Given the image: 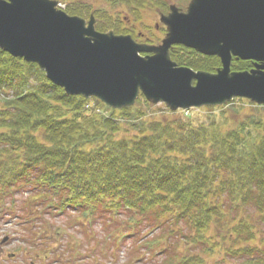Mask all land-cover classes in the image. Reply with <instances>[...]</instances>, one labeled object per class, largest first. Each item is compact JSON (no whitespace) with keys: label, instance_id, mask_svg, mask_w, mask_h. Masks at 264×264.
Wrapping results in <instances>:
<instances>
[{"label":"trees","instance_id":"trees-1","mask_svg":"<svg viewBox=\"0 0 264 264\" xmlns=\"http://www.w3.org/2000/svg\"><path fill=\"white\" fill-rule=\"evenodd\" d=\"M56 1L115 34L130 32L110 12L163 4ZM171 59L194 71L220 66L183 47ZM252 66L233 61L231 69ZM237 101L245 103L189 115L149 112L154 107L139 96L134 107L113 110L66 95L37 65L0 50V206L21 218L16 196L27 193L23 219L71 213L66 224L87 236L102 220L100 252L112 250L116 260L122 241H134L126 264H264V118L239 111ZM30 224L31 238H48L44 224Z\"/></svg>","mask_w":264,"mask_h":264},{"label":"water","instance_id":"water-1","mask_svg":"<svg viewBox=\"0 0 264 264\" xmlns=\"http://www.w3.org/2000/svg\"><path fill=\"white\" fill-rule=\"evenodd\" d=\"M56 0H0V50L35 64L68 96L131 108L139 95L169 111L220 107L233 99L264 106V0H191L160 15L158 46L95 30V19L69 16ZM174 46L215 57L214 73L178 67ZM151 54L142 56L141 54ZM249 71L231 70L232 60Z\"/></svg>","mask_w":264,"mask_h":264},{"label":"rangeland","instance_id":"rangeland-1","mask_svg":"<svg viewBox=\"0 0 264 264\" xmlns=\"http://www.w3.org/2000/svg\"><path fill=\"white\" fill-rule=\"evenodd\" d=\"M163 4L159 5V7L155 6H150V3L144 5L141 8H131V7H123L121 10H115L114 12H110L114 17L118 14L119 18V24L122 29H131L132 31L130 32V35L134 37L137 33V31H141L143 33H148L150 34V29H148L145 26V23L150 24L153 23L154 15L155 12H152V10L156 11H161L164 12L166 10V4L167 6L169 5H175L177 8H184L187 7L188 0H162ZM62 6L65 7L63 4ZM180 10V9H179ZM155 20H157V15L155 16ZM88 20V19H85ZM125 20H129L130 24L127 23ZM137 25V28H133V25ZM140 27V28H139ZM139 29V30H138ZM142 29V30H141ZM151 36V35H150ZM138 100V99H137ZM236 100V99H234ZM239 100V99H238ZM244 100V99H241ZM247 100H245L244 104H241L237 101L236 104L239 106V111L240 109L246 110L250 113H254L256 116H260L264 118V106L263 105H256L253 104L254 106H248L246 107ZM229 104V103H228ZM227 105V104H225ZM223 105V106H225ZM152 106V105H150ZM220 106V107H223ZM154 108L149 109V112L155 111L160 113L162 109L165 107L163 105H154L152 106ZM166 109V108H165ZM189 110H193L192 112ZM188 114L191 115L195 112V110L199 109H189ZM199 113L200 116H202L204 113H209V114H217V113H210V112H204V111H196ZM28 194H18L16 196V199L19 201V204L16 205L15 212L17 215H22L24 218L25 213L24 209L21 208V201L24 199ZM1 207V206H0ZM8 206L5 204V208ZM3 215V212H1ZM69 215L71 213L59 216V217H53L49 215H45L41 220H33L32 224L30 226L36 225V228H41V225H45L47 228H50L51 231L50 233H61L63 236H60L58 238L57 243H52L51 241L47 240H41L39 241L38 239H30V236L32 235L31 233H28L24 230H21L22 228L18 226V220H15L14 218L9 217L8 215L4 216V223L7 225L8 232L16 239H19L18 237L21 236L24 238L26 236L27 242H26V247L27 249L34 251V252H42L44 254H41L43 257H45V254L49 256L48 261H44V263L47 264H66V263H76L78 260H81L78 264H126L127 259L130 258L131 253H127V249L129 246L134 242L132 240H124L121 243L120 250L118 251L117 259L113 260L111 257V251L104 250L100 252V248L102 246V238L104 236L103 232V225H102V220H98L94 225L91 227L92 234L90 236L84 235L77 227L78 226H69L67 225V218H69ZM32 219H37V218H32ZM73 227V228H72ZM89 230V233H91ZM40 233V232H39ZM33 237V236H32ZM41 237V236H40ZM31 240V241H29ZM72 244V245H71ZM78 246H76V245ZM74 245V246H73ZM43 249V251L41 250ZM51 252H54L51 254ZM104 252L106 253V256H104ZM157 258H155L156 260ZM213 260H211L212 262ZM141 264H151L146 261H144Z\"/></svg>","mask_w":264,"mask_h":264},{"label":"flooded vegetation","instance_id":"flooded-vegetation-1","mask_svg":"<svg viewBox=\"0 0 264 264\" xmlns=\"http://www.w3.org/2000/svg\"><path fill=\"white\" fill-rule=\"evenodd\" d=\"M190 0H188L189 3ZM187 3V4H188ZM166 6V10L164 12L161 11H154L157 15V20H155V16L153 17V23L146 24L145 26L150 29V34L143 33L141 31L135 30L136 35H134L133 39L137 44H145L148 46H158L161 43V40L166 34L165 26L160 23L159 14L167 15L169 12V5ZM188 6V5H187ZM186 8H178L180 11L185 12ZM127 23L130 24L129 20H125ZM131 25V24H130ZM134 29L137 28V25L132 26ZM140 28V27H139ZM132 31L131 29H128ZM139 30V29H138ZM142 30V29H141ZM151 35V36H150ZM143 56L151 55L143 53ZM4 217H0V264H47L44 261H48L49 257H43L41 254L42 252H34L26 247V239L19 236V239L14 238L7 229V224L4 223ZM43 251V249H41ZM81 261V260H79ZM74 264V263H69Z\"/></svg>","mask_w":264,"mask_h":264}]
</instances>
